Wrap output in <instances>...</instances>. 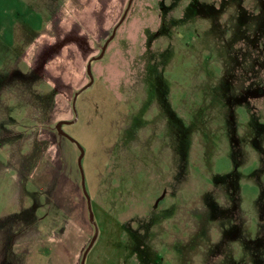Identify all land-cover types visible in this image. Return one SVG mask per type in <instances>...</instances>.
Here are the masks:
<instances>
[{"label":"rangeland","instance_id":"1","mask_svg":"<svg viewBox=\"0 0 264 264\" xmlns=\"http://www.w3.org/2000/svg\"><path fill=\"white\" fill-rule=\"evenodd\" d=\"M129 1L0 0V264H264V0H134L90 222Z\"/></svg>","mask_w":264,"mask_h":264},{"label":"water","instance_id":"2","mask_svg":"<svg viewBox=\"0 0 264 264\" xmlns=\"http://www.w3.org/2000/svg\"><path fill=\"white\" fill-rule=\"evenodd\" d=\"M134 0H130L129 1V4L127 6V9L123 15V17L121 18V20L119 21L118 25L114 28V31L112 33V35L110 36V38L107 40V42H105V45L103 46L102 48V52L101 54L98 56V57H94L93 59H91L88 63V67H87V73L89 78H90V82L84 86L83 88H81L78 92H76L75 96H74V99H73V110H74V113H75V119L73 121H60L59 123H57L56 125V129L58 131V133L63 136L64 138H66L67 140H69L70 142L74 143L77 148L79 149L80 151V156H79V159H78V166H79V169H80V172H81V176H82V189H83V192H84V195L88 201V210H89V215H90V222L96 226V222H95V214H94V211H93V206H92V199H91V196L87 190V186L86 185V177H85V173H84V169H83V160L85 158V150L84 148L80 145V143L77 141V139L75 140V138L71 137L69 134H67L65 131H64V126H70V125H74L77 123L78 119H79V114H78V109H77V101H78V98L79 96L85 92L86 90H89V88L91 89V87L94 85L95 83V77L93 75V71H92V67H93V63L95 61H99V60H102L103 58H105L104 56L106 55V52H107V49L109 47V45L111 44V42L115 39L117 33H118V30L119 28L122 26V24L125 22L126 18H127V15L132 7V4H133ZM98 235H99V231L96 227V233H95V236L93 237L89 247L86 249L85 253H84V256H83V259H82V264H86V261H87V258H88V255L89 253L91 252V250H93V247L98 239Z\"/></svg>","mask_w":264,"mask_h":264},{"label":"crops","instance_id":"3","mask_svg":"<svg viewBox=\"0 0 264 264\" xmlns=\"http://www.w3.org/2000/svg\"><path fill=\"white\" fill-rule=\"evenodd\" d=\"M25 3V2H24ZM39 15V14H38Z\"/></svg>","mask_w":264,"mask_h":264}]
</instances>
